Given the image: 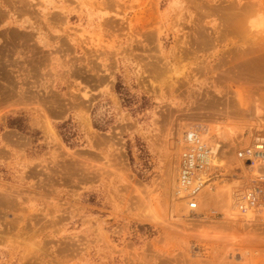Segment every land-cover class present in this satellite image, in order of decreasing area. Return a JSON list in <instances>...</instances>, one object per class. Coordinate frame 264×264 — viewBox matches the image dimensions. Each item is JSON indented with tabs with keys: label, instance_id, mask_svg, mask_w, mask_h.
<instances>
[{
	"label": "rangeland",
	"instance_id": "rangeland-1",
	"mask_svg": "<svg viewBox=\"0 0 264 264\" xmlns=\"http://www.w3.org/2000/svg\"><path fill=\"white\" fill-rule=\"evenodd\" d=\"M189 125L226 188L264 137V0H0V264H264V212L175 196Z\"/></svg>",
	"mask_w": 264,
	"mask_h": 264
},
{
	"label": "built area",
	"instance_id": "built-area-1",
	"mask_svg": "<svg viewBox=\"0 0 264 264\" xmlns=\"http://www.w3.org/2000/svg\"><path fill=\"white\" fill-rule=\"evenodd\" d=\"M203 133V127L198 125H189L183 132L177 156L175 196L183 202L193 219L205 221L218 219L224 222L228 214L221 204L220 196L215 202L205 204L202 202V192L207 188L215 191L218 186H223L224 190L229 187L236 196V201L235 213L228 216V219L243 225L258 223L261 219H246L245 216L257 209L264 212V171L253 174L251 168L256 161L264 165V137L256 140L255 145L237 150L236 157L241 165L232 168V181L224 188V179L229 176L224 169L225 165L213 163V157L224 150V142L218 139L209 142ZM221 156L225 160L224 153ZM198 252L200 248L194 247L193 253Z\"/></svg>",
	"mask_w": 264,
	"mask_h": 264
},
{
	"label": "bare ground",
	"instance_id": "bare-ground-1",
	"mask_svg": "<svg viewBox=\"0 0 264 264\" xmlns=\"http://www.w3.org/2000/svg\"><path fill=\"white\" fill-rule=\"evenodd\" d=\"M220 2H222V1H220ZM233 2H234V1H233ZM235 3H236V2H235ZM214 4H215V3H214ZM214 4H213V5H214ZM229 4H230V3H229ZM232 4H234V3H232ZM223 5H224V4H223ZM226 5H228V4L226 3ZM215 6H218V5L215 4ZM220 6H221V4H220ZM234 6H235L234 8H236V5H234ZM240 6H241V5H240ZM240 6H239V7H240ZM243 6H244V5H243ZM252 6H253V5H252ZM237 7H238V6H237ZM244 7H245V6H244ZM254 8H255V7H254ZM231 9H233V8H231ZM228 10H230V9L225 10V12L228 11ZM235 10H236V9H235ZM257 11H258V9H257ZM199 12H200V11H199ZM208 12H210V11H208ZM228 12H229V15H230L231 13H233V12H231V11H228ZM228 12H227V14L224 13V14H225V17H226V15H228ZM234 12H237V10L234 11ZM247 12H251V11H247ZM238 13H239V12H238ZM251 13H253V12H251ZM196 14H197V13H196ZM201 14H202V13H201ZM224 14H223V15H224ZM233 14H234V13H233ZM233 14H232V16H233ZM235 14H237V13H235ZM240 14L242 15V13H240ZM244 14H245V13H244ZM249 14H250V13H249ZM197 15H198V14H197ZM205 15H206V14H205ZM229 15L227 16V18L229 17ZM237 15H238V14H237ZM237 15H236L235 17L238 18V19H237V25H238L239 23H241V21H240L241 19H239L240 16H239V15L237 16ZM245 15H248V14H245ZM193 16H194V15H193ZM230 16H231V15H230ZM232 16H231V17H232ZM217 17H218V16H217ZM221 17H222V16H221ZM229 18H230V17H229ZM229 18H228V19H229ZM241 18H242V17H241ZM231 19H232V18H231ZM231 19H230V20H231ZM233 19H234V18H233ZM233 19H232V21H233ZM245 19H246V18H245ZM223 20H224V19H223ZM226 20H227V19H226ZM235 20H236V19H235ZM230 22H231V21H230ZM234 22L236 23V21H234ZM238 22H239V23H238ZM232 23H233V22H232ZM249 23H250V22H249ZM233 24H234V23H233ZM109 25H111V24H109ZM221 26H222V25H221ZM233 26H236V25H233ZM224 27H226V26H224ZM227 27H228V26H227ZM237 27H238V26H237ZM197 29H198V28H197ZM229 29H230V27H229ZM233 29H234V28H233ZM236 29H237V28H236ZM238 29H239V28H238ZM199 31H200V30H199ZM230 31H231V30H230ZM234 31H235V30H234ZM255 33H257V32H255ZM9 34H11V33H9ZM24 34H25V33H24ZM26 34H27V33H26ZM18 35H19V34H18ZM10 36H11V35H10ZM13 36H14V35H13ZM222 36H223V35H222ZM22 37H23V36H22ZM15 38H16V37H15ZM17 38H18V37H17ZM231 38H232V37H231ZM243 39H244V38H243ZM15 40H16V39H15ZM18 40H19V39H18ZM18 40H17V41H18ZM241 40H242V39H241ZM12 41H13V40H12ZM204 41H205V40H204ZM256 42H257V41H256ZM15 44H16V43H15ZM235 44H236V43H235ZM244 44H245V43H244ZM6 45H7V44H6ZM229 46H230V45H229ZM244 46H245V45H244ZM257 46H258V45H257ZM261 46H262V45H261ZM233 47H234V46H233ZM250 47H251V46H250ZM253 47H254V46H253ZM9 48H11V47H9ZM236 48H237V47H236ZM247 48H248V47H247ZM257 48H258V47H257ZM194 49H195V48H194ZM238 49H239V48H238ZM260 49H261V48H260ZM6 50H7V49H6ZM258 50H259V49H258ZM29 51H30V50H29ZM229 51H230V50H229ZM235 51H236V50H235ZM241 51H243V50H241ZM7 52H8V51H7ZM239 52H240V51L238 50L237 54H238ZM250 52H252V51H250ZM250 52L248 51V53H250ZM4 53H5V52H4ZM38 53H39V52H38ZM243 53L246 55L245 52H243ZM255 53H256V52H255ZM5 54H6V53H5ZM233 54H234V53H233ZM251 54H252V53H251ZM257 54L259 55V53H257ZM234 55H235V54H234ZM249 55H250V54H249ZM261 55H262V54H261ZM40 56H41V55H40ZM238 56H239V55H238ZM241 56H242V55H241ZM253 56H254V55H253ZM31 57H32V56H31ZM247 57H248V56H247ZM249 57H250V56H249ZM251 57H252V56H251ZM257 57H258V56H257ZM259 57H260V56H259ZM259 57H258V59H259V61H260V58H259ZM262 57H263V55H262ZM230 58H231V57H230ZM234 58H236V56H235ZM253 58L257 60L256 56H254ZM253 58H252V59H253ZM36 59H37V58H36ZM225 59H226V58H225ZM250 59H251V58H250ZM261 59H262V58H261ZM31 60H32V59H31ZM228 60H229V59H228ZM233 60H234V59H233ZM32 61H33V60H32ZM240 61H241V60H240ZM249 61H250L249 64L251 65L252 62H253L254 60H253L252 62H251V60H249ZM33 62H34V61H33ZM243 62H244V61H243ZM243 62H242V63H243ZM261 62L263 63V61H261ZM261 62H260V63H261ZM222 63H223V62H222ZM224 63H225V62H224ZM231 63H232V62H231ZM234 63H235V62H234ZM242 63L240 64V67H239V68H241V66L244 65V64H242ZM256 63H257V62H256ZM33 64H34V63H33ZM229 65H230V64H229ZM246 65H247V63H246ZM246 65H244V66H245V67H244L245 69L243 68L244 70L249 69V66H250V65H247L248 68H246ZM252 65H253V64H252ZM238 66H239V64H238ZM238 66L236 65V68H237V69H238ZM234 67H235V65H234ZM262 67H263V66H262ZM236 68H235V71H236ZM252 68H253V67H251L250 69H252ZM221 69H222V68H221ZM231 69H232V68H231ZM233 69H234V68H233ZM243 69H240V70H243ZM238 70H239V69H238ZM238 70H237V71H238ZM240 70H239V71H240ZM222 71H223V70H222ZM227 71H228V70H227ZM252 71H253V70H252ZM258 71H259V70H258ZM225 72H226V71H225ZM229 72H230V71H229ZM233 72H234V71H233ZM241 72H242V73H243V72L245 73V71H241ZM255 73H256V72H255ZM261 73H262V72H261ZM249 74H250V73H249ZM220 75H221V74H220ZM239 75H240V74H239ZM253 75H254V74H253ZM260 75H261V74H260ZM237 76H238V75H237ZM246 76H247V75H246ZM251 76H252V75H251ZM215 77H216V76H215ZM229 78H230V77H229ZM233 80H234V79H233ZM244 82H245V81H244ZM260 87H261V86H260ZM262 89H263V88H262ZM2 92H3V91H2ZM51 96H52V95H51ZM12 100H13V99H12ZM60 102H61V101H60ZM60 104H61V103H60ZM238 108H239V107H238ZM240 108H241V107H240ZM54 110H55V109H54ZM83 111H84V110H83ZM210 111H211V110H210ZM206 134H207V133H206ZM103 143H104V142H103ZM110 144H111V143H110ZM221 153H222V152H221ZM215 158H217V157H215ZM213 162H214V157H213ZM34 170H35V169H34ZM37 172H38V171H37ZM78 173H79V172H78ZM206 191H207V190H206ZM229 194H230V193H229ZM230 203H231V202H230ZM227 236H228V235H227ZM251 236H252V235H251ZM232 239H233V238H232ZM239 239H240V238H239ZM227 240H228V239H227ZM242 240H243V239H242ZM242 242H243V241H242ZM252 242H254V241H252ZM255 242H256V240H255ZM258 242H259V241H258ZM256 243H257V242H256ZM247 245H248V244H247ZM252 245H253V244H252ZM250 246H251V245H250ZM248 247H249V246H248ZM249 248H250V247H249ZM250 251H251V250H250ZM257 252H258V251H257ZM215 256H216V255H215ZM186 258H187V257H186ZM160 260H161V259H160ZM205 260H206V259H205ZM228 260H229V259H228ZM161 261H162V260H161ZM193 261H194V259H193ZM167 262H168V261H167ZM217 263H218V262H217ZM217 263H216V264H217Z\"/></svg>",
	"mask_w": 264,
	"mask_h": 264
}]
</instances>
